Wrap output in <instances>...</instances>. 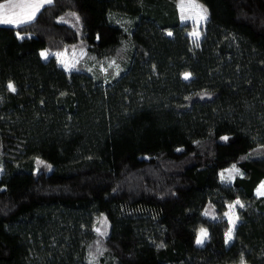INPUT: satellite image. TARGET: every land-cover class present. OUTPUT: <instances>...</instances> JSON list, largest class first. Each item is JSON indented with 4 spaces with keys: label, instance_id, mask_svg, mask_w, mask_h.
Listing matches in <instances>:
<instances>
[{
    "label": "trees",
    "instance_id": "1",
    "mask_svg": "<svg viewBox=\"0 0 264 264\" xmlns=\"http://www.w3.org/2000/svg\"><path fill=\"white\" fill-rule=\"evenodd\" d=\"M197 1L198 46L175 0H52L0 24V264H264V0ZM70 43L96 67L66 72ZM45 212L69 224L54 253Z\"/></svg>",
    "mask_w": 264,
    "mask_h": 264
},
{
    "label": "rangeland",
    "instance_id": "2",
    "mask_svg": "<svg viewBox=\"0 0 264 264\" xmlns=\"http://www.w3.org/2000/svg\"><path fill=\"white\" fill-rule=\"evenodd\" d=\"M181 3L185 5V9L183 12L181 11V8H180ZM175 4L178 10L180 20L183 22L189 23L190 27L188 30V34L191 38L192 44L194 46H197L199 44L200 38L202 37L204 33L205 23H206L207 18L205 20H200L198 16V12L200 11V9L188 8L187 5L197 4V5H200L202 9H205V8L197 0H175ZM185 16H194L196 17V19H183L182 17H185ZM194 31L199 32L198 39H195L191 35V33H193ZM194 39H195V42H194ZM41 52L48 53L47 51H44V50H42ZM49 54L50 53H48V55ZM52 55L56 57L58 63L64 68L66 72H70L81 65L87 66V67H96L95 66L96 62L89 56V54L86 51V48L82 45H78L75 43L68 44L63 50L53 52ZM62 60L64 63H61ZM65 65H68V67H65ZM97 65L98 67H100V69H102V71H105L108 67H112L114 72H118L119 70V66L116 63H114L112 60H108V62L106 63L104 62L98 63ZM186 73L188 72H184L182 74L183 78ZM190 77H191V74H190ZM233 166H235V169H237L238 172L233 170ZM0 171H1V168H0ZM238 174H241V170L236 166V164L233 163L219 171V178L223 182H231L233 178ZM261 184H264V181H260L257 184L255 188L256 195H259L258 189H260ZM237 201H239L240 204H236ZM242 204L243 202L240 199H235L229 202L226 206V209L221 213L224 217L228 218L229 222L231 223V229L234 227L232 223V219L235 220V224L239 219L237 215V208L240 207V205ZM233 205L234 207L230 208V206H233ZM230 217L232 219H230ZM37 226L39 229H42L46 234L47 246H48L49 252L54 253L55 243H56L57 238H59L66 232V230L69 227V224L59 223L55 220L51 212H45L41 214L40 216H38ZM202 229L205 230L207 233V229L205 227L203 226L199 227L197 239L200 237V233ZM226 241L228 242L229 240L226 239ZM235 264H243V263H235Z\"/></svg>",
    "mask_w": 264,
    "mask_h": 264
},
{
    "label": "snow or ice",
    "instance_id": "3",
    "mask_svg": "<svg viewBox=\"0 0 264 264\" xmlns=\"http://www.w3.org/2000/svg\"><path fill=\"white\" fill-rule=\"evenodd\" d=\"M52 0H5L4 3H0V24H5V25H16L19 26L21 24L28 23L32 21L36 13L40 11V9L45 5V4H51ZM188 8H195V9H200L198 12V16L200 20H205L207 18V10L202 9L200 5L197 4H189L187 5ZM181 11L183 12L185 9V5L181 3L180 5ZM183 19H196L194 16H185L182 17ZM171 35V33H169ZM191 35L195 38L198 39L199 37V32L194 31L191 33ZM194 39V42H195ZM198 46V45H197ZM48 53L42 52L41 56L47 58ZM61 63H64L63 60ZM65 67H68V65H65ZM74 67V65H73ZM190 74L186 73L184 75V79H189ZM8 89L10 91H15V86L11 83L7 85ZM225 139H227L225 137ZM233 170L237 171L235 169V166H233ZM223 178V177H222ZM258 194L259 195H264V184H261L260 189H258ZM236 204H240L239 201L236 202ZM243 207V205H240ZM234 207L230 206V208ZM208 213L206 212L205 215ZM230 219H232L230 217ZM233 226H235V220L232 219ZM97 233L100 235H104L105 233L101 232L99 228L96 229ZM207 233L205 230H201L200 237L197 239V244H202L204 242V238H206ZM233 238V232L232 229H230L226 233V239L231 240Z\"/></svg>",
    "mask_w": 264,
    "mask_h": 264
},
{
    "label": "crops",
    "instance_id": "4",
    "mask_svg": "<svg viewBox=\"0 0 264 264\" xmlns=\"http://www.w3.org/2000/svg\"><path fill=\"white\" fill-rule=\"evenodd\" d=\"M5 2V0H3V1H0V3H4ZM1 25H5V24H1Z\"/></svg>",
    "mask_w": 264,
    "mask_h": 264
}]
</instances>
